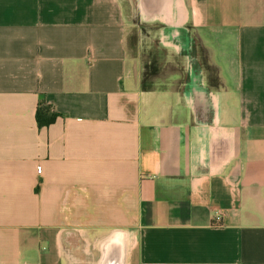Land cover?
<instances>
[{"label":"crops","instance_id":"obj_1","mask_svg":"<svg viewBox=\"0 0 264 264\" xmlns=\"http://www.w3.org/2000/svg\"><path fill=\"white\" fill-rule=\"evenodd\" d=\"M69 230L264 264V0H0V264H62Z\"/></svg>","mask_w":264,"mask_h":264},{"label":"rangeland","instance_id":"obj_2","mask_svg":"<svg viewBox=\"0 0 264 264\" xmlns=\"http://www.w3.org/2000/svg\"><path fill=\"white\" fill-rule=\"evenodd\" d=\"M68 233V235L66 234L63 237L64 243L60 244L62 264H96V262L101 260L105 242L113 233L121 236L119 237L121 240L119 241L120 244L113 255L114 257H119L120 253V255L125 254L127 264V256L131 252L133 244V236L131 234L124 231H114L103 236H87L81 231L74 230H69Z\"/></svg>","mask_w":264,"mask_h":264},{"label":"trees","instance_id":"obj_3","mask_svg":"<svg viewBox=\"0 0 264 264\" xmlns=\"http://www.w3.org/2000/svg\"><path fill=\"white\" fill-rule=\"evenodd\" d=\"M206 68L211 72V68ZM159 71L160 65L155 60L146 62L144 64L141 83L143 90H150L152 88L150 80L153 76L157 75ZM210 79L212 80L214 86L218 85L212 73H210ZM56 118L57 114L55 112H51L49 107L43 106L41 104L38 106L36 111V121L39 128L49 126L56 120Z\"/></svg>","mask_w":264,"mask_h":264},{"label":"bare ground","instance_id":"obj_4","mask_svg":"<svg viewBox=\"0 0 264 264\" xmlns=\"http://www.w3.org/2000/svg\"><path fill=\"white\" fill-rule=\"evenodd\" d=\"M116 235H117L116 233H113L112 236H110L108 238V240L105 242L104 247H103V251H102L101 264H110V261L111 262L113 261L114 264H126V255L125 254L120 255L121 254L120 253L119 257H114V255H113V253L117 251V246L120 244L119 241H121L119 238L121 236H118V235L116 236Z\"/></svg>","mask_w":264,"mask_h":264},{"label":"built area","instance_id":"obj_5","mask_svg":"<svg viewBox=\"0 0 264 264\" xmlns=\"http://www.w3.org/2000/svg\"><path fill=\"white\" fill-rule=\"evenodd\" d=\"M221 219V216L219 214H217L214 218V222H216L215 224H217Z\"/></svg>","mask_w":264,"mask_h":264},{"label":"flooded vegetation","instance_id":"obj_6","mask_svg":"<svg viewBox=\"0 0 264 264\" xmlns=\"http://www.w3.org/2000/svg\"><path fill=\"white\" fill-rule=\"evenodd\" d=\"M101 260H102V256H101ZM101 260L96 262V264H101ZM110 264H114L113 261L112 262L110 261Z\"/></svg>","mask_w":264,"mask_h":264}]
</instances>
